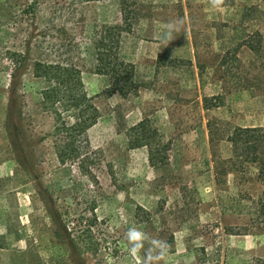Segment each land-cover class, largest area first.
I'll list each match as a JSON object with an SVG mask.
<instances>
[{"label": "rangeland", "instance_id": "obj_1", "mask_svg": "<svg viewBox=\"0 0 264 264\" xmlns=\"http://www.w3.org/2000/svg\"><path fill=\"white\" fill-rule=\"evenodd\" d=\"M105 26L133 65L125 98L94 71ZM54 57L78 66L100 114L82 163H59L39 104L33 63ZM142 119L167 164L129 147ZM234 127L264 128V0H0V264H138L130 227L167 241L162 264H264V178L230 162Z\"/></svg>", "mask_w": 264, "mask_h": 264}, {"label": "trees", "instance_id": "obj_2", "mask_svg": "<svg viewBox=\"0 0 264 264\" xmlns=\"http://www.w3.org/2000/svg\"><path fill=\"white\" fill-rule=\"evenodd\" d=\"M117 28L119 27L105 26L92 41L91 49L95 73L106 77L110 83L108 95L117 94L125 98L135 94L138 86L134 80L133 65L120 59L116 53ZM33 76L45 83L40 92L39 104L54 120L55 148L59 163L84 162L89 148L87 131L96 124L100 114L93 98L84 90L78 66L72 60L60 57L36 60L33 63ZM220 104V101L212 103L210 99H204L205 109ZM8 114L14 116L12 105H9ZM207 128L212 146L214 135L210 121L207 122ZM126 136L130 148L147 150L150 164H167L168 145L148 119H142L130 127ZM224 139L232 148L231 163L255 165L259 176L264 178V128L234 127ZM93 226L94 222L91 221L89 231Z\"/></svg>", "mask_w": 264, "mask_h": 264}, {"label": "clouds", "instance_id": "obj_3", "mask_svg": "<svg viewBox=\"0 0 264 264\" xmlns=\"http://www.w3.org/2000/svg\"><path fill=\"white\" fill-rule=\"evenodd\" d=\"M214 6L219 4V0H212ZM182 20L170 21L165 26V37L169 40L175 39L180 31ZM129 254L136 258L138 264H162L165 261L170 245L166 240L160 238H151L149 235L138 228L130 227L126 232ZM149 247L145 248V243Z\"/></svg>", "mask_w": 264, "mask_h": 264}]
</instances>
